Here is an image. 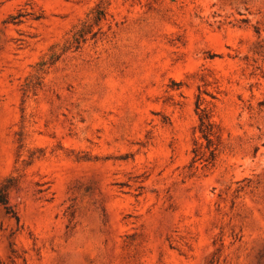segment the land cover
I'll use <instances>...</instances> for the list:
<instances>
[{
  "label": "rangeland",
  "instance_id": "obj_1",
  "mask_svg": "<svg viewBox=\"0 0 264 264\" xmlns=\"http://www.w3.org/2000/svg\"><path fill=\"white\" fill-rule=\"evenodd\" d=\"M0 264H264V0H0Z\"/></svg>",
  "mask_w": 264,
  "mask_h": 264
}]
</instances>
